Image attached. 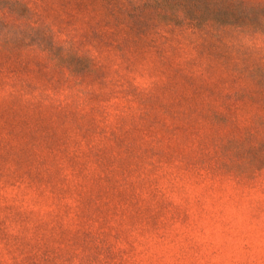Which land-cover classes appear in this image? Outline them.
I'll return each mask as SVG.
<instances>
[{
  "label": "rangeland",
  "instance_id": "obj_1",
  "mask_svg": "<svg viewBox=\"0 0 264 264\" xmlns=\"http://www.w3.org/2000/svg\"><path fill=\"white\" fill-rule=\"evenodd\" d=\"M7 26L0 264H264L263 30L158 0H0Z\"/></svg>",
  "mask_w": 264,
  "mask_h": 264
},
{
  "label": "trees",
  "instance_id": "obj_2",
  "mask_svg": "<svg viewBox=\"0 0 264 264\" xmlns=\"http://www.w3.org/2000/svg\"><path fill=\"white\" fill-rule=\"evenodd\" d=\"M173 1L186 18L197 23L215 21L258 27L264 31V5L250 6L239 0H158V3L163 7H169ZM31 30L34 28H30ZM21 33L22 38L15 39L7 26L4 32H0V42L9 47L25 45L28 37L22 31ZM37 39L39 41V38ZM69 65L75 68L74 64Z\"/></svg>",
  "mask_w": 264,
  "mask_h": 264
}]
</instances>
